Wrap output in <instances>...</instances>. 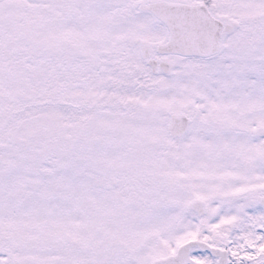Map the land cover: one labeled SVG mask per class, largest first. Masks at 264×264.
<instances>
[{"label":"snow or ice","instance_id":"snow-or-ice-1","mask_svg":"<svg viewBox=\"0 0 264 264\" xmlns=\"http://www.w3.org/2000/svg\"><path fill=\"white\" fill-rule=\"evenodd\" d=\"M0 264H264V0H0Z\"/></svg>","mask_w":264,"mask_h":264}]
</instances>
